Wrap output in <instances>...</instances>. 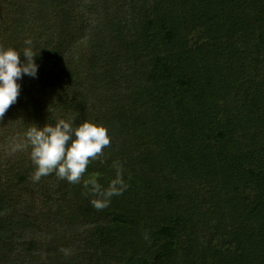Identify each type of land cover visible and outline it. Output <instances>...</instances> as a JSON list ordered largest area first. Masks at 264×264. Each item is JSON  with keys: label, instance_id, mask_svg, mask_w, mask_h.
Returning a JSON list of instances; mask_svg holds the SVG:
<instances>
[{"label": "trees", "instance_id": "obj_1", "mask_svg": "<svg viewBox=\"0 0 264 264\" xmlns=\"http://www.w3.org/2000/svg\"><path fill=\"white\" fill-rule=\"evenodd\" d=\"M29 39L0 264H264V0H0V46ZM61 118L109 129L78 184L34 179L26 132ZM114 162L126 190L96 208Z\"/></svg>", "mask_w": 264, "mask_h": 264}, {"label": "clouds", "instance_id": "obj_2", "mask_svg": "<svg viewBox=\"0 0 264 264\" xmlns=\"http://www.w3.org/2000/svg\"><path fill=\"white\" fill-rule=\"evenodd\" d=\"M23 52L12 47L0 46V116L16 104L22 85L18 81L25 76L38 78L39 66L32 51V41L25 40ZM25 57L24 61L21 57ZM27 146L31 148L30 158L34 166V179L39 181L51 173L68 183L78 184L92 160L103 155L110 146L109 129L102 124L85 120L74 126L67 119H58L54 125L30 127L26 132ZM116 176L105 189L95 179L86 181L84 188L96 197L91 203L96 208L107 207L113 196L126 190L122 165L114 162ZM67 254V250L62 249Z\"/></svg>", "mask_w": 264, "mask_h": 264}, {"label": "rangeland", "instance_id": "obj_3", "mask_svg": "<svg viewBox=\"0 0 264 264\" xmlns=\"http://www.w3.org/2000/svg\"><path fill=\"white\" fill-rule=\"evenodd\" d=\"M12 154V152H9V155H11Z\"/></svg>", "mask_w": 264, "mask_h": 264}]
</instances>
